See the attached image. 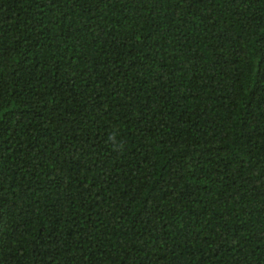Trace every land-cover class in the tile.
Instances as JSON below:
<instances>
[{"label": "trees", "instance_id": "16d2710c", "mask_svg": "<svg viewBox=\"0 0 264 264\" xmlns=\"http://www.w3.org/2000/svg\"><path fill=\"white\" fill-rule=\"evenodd\" d=\"M0 264H264V0H0Z\"/></svg>", "mask_w": 264, "mask_h": 264}]
</instances>
